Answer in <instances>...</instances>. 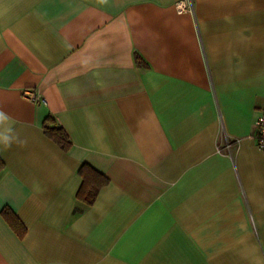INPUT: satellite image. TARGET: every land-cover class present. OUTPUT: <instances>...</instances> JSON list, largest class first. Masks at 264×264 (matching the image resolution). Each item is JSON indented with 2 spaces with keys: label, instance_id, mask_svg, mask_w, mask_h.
Returning <instances> with one entry per match:
<instances>
[{
  "label": "crops",
  "instance_id": "1",
  "mask_svg": "<svg viewBox=\"0 0 264 264\" xmlns=\"http://www.w3.org/2000/svg\"><path fill=\"white\" fill-rule=\"evenodd\" d=\"M263 111L264 0H0V264H264Z\"/></svg>",
  "mask_w": 264,
  "mask_h": 264
},
{
  "label": "trees",
  "instance_id": "2",
  "mask_svg": "<svg viewBox=\"0 0 264 264\" xmlns=\"http://www.w3.org/2000/svg\"><path fill=\"white\" fill-rule=\"evenodd\" d=\"M136 62L140 65L144 64L140 56L135 57ZM43 128L46 134L60 147L67 149L70 145L66 131L56 124L51 118L47 117L43 122ZM4 167V162L0 158V171ZM82 183L78 190L77 196L86 203H91L96 198L99 190L107 183V177L98 172L88 164H83L80 168ZM4 218L10 226L18 233H22L24 226L20 219L7 207L2 209Z\"/></svg>",
  "mask_w": 264,
  "mask_h": 264
},
{
  "label": "built area",
  "instance_id": "3",
  "mask_svg": "<svg viewBox=\"0 0 264 264\" xmlns=\"http://www.w3.org/2000/svg\"><path fill=\"white\" fill-rule=\"evenodd\" d=\"M178 8L184 10L186 7L185 3L178 4ZM256 126V146L262 152L264 158V111L261 112L255 119Z\"/></svg>",
  "mask_w": 264,
  "mask_h": 264
}]
</instances>
